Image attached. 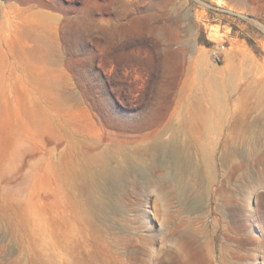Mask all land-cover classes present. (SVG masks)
<instances>
[{"label": "rangeland", "instance_id": "374dc122", "mask_svg": "<svg viewBox=\"0 0 264 264\" xmlns=\"http://www.w3.org/2000/svg\"><path fill=\"white\" fill-rule=\"evenodd\" d=\"M262 87L264 0H0V264H264V143L221 156ZM177 130L211 155L183 200L151 148ZM102 152L121 178L86 217L62 172Z\"/></svg>", "mask_w": 264, "mask_h": 264}, {"label": "bare ground", "instance_id": "6f19581e", "mask_svg": "<svg viewBox=\"0 0 264 264\" xmlns=\"http://www.w3.org/2000/svg\"><path fill=\"white\" fill-rule=\"evenodd\" d=\"M262 89L263 90H260L257 96L258 101L256 106L257 108H259V114L257 118L253 121L246 120L247 118L246 115L248 114V112L245 111L240 116L241 118L239 119V121H235L232 126L229 125L228 132H226L221 148L222 159L228 160L229 158L235 155L243 154L242 149H245V146L247 144H250V142L259 141L257 143H264V87H262ZM214 124L216 125L215 128H217L218 122L215 123L214 121H211L207 117L205 118L200 117L198 118V122H197L198 132L204 135L209 130H211ZM181 136H182L181 131L177 130L176 132L172 133L169 139L156 141L151 146V148L154 152L155 151L159 152L164 156L165 160H164L163 168L164 170L166 169L168 170L166 173L167 174L166 179L169 182L175 183V188L177 191L178 189H181L178 191V194L180 199L183 200L182 197L184 192V185H186V187H190L191 185V182L187 181V177L190 175L192 179H199L203 177L204 172L206 174H208V170L209 172H211V155L203 139L200 140L198 139V141H195L193 143L195 149L198 150L200 153H203L204 157H206V165L204 170H202L199 165L193 163V160L190 155L191 143L189 141L182 139ZM240 145L242 146V148L239 147ZM129 158H130L129 155H125L123 157V160L128 161ZM63 163H66V161ZM64 172L65 171L62 172L63 177L66 178L67 176V179L71 184H79L84 189L86 205L84 207L81 206L80 210L82 214L86 217H89V215L92 212L101 213L106 209V207L108 206L106 197L113 194L121 178V173L119 172L118 169H113L108 166V156L103 152L96 155L87 156L83 168L79 172L75 173V171L72 170L65 174ZM30 175H31L30 173H24L19 183L27 182ZM209 175L211 174L209 173ZM23 199L25 200L24 197ZM5 203L6 202H4L3 205H5ZM58 260H59L58 261L59 264L73 263L70 261L69 258L67 257L65 258L60 255L58 257ZM73 264H80V263H73Z\"/></svg>", "mask_w": 264, "mask_h": 264}, {"label": "built area", "instance_id": "2783aa9c", "mask_svg": "<svg viewBox=\"0 0 264 264\" xmlns=\"http://www.w3.org/2000/svg\"><path fill=\"white\" fill-rule=\"evenodd\" d=\"M210 56L214 62H219L222 56L221 49H219L218 47L211 49Z\"/></svg>", "mask_w": 264, "mask_h": 264}]
</instances>
